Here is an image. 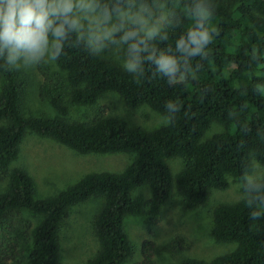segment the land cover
Here are the masks:
<instances>
[{"label":"trees","instance_id":"obj_1","mask_svg":"<svg viewBox=\"0 0 264 264\" xmlns=\"http://www.w3.org/2000/svg\"><path fill=\"white\" fill-rule=\"evenodd\" d=\"M190 3L168 0L176 25L168 30L167 41L155 42L158 47L174 46L192 26ZM212 4V42L204 57L193 59L184 81L169 84L151 69L133 77L106 54L91 55L71 42L56 61L64 73L65 91L51 78L41 87V96L59 112L52 117L27 114V82L15 71L0 68V182H7L0 192V264L17 256L18 264H64L62 224L73 206L91 197L102 198L94 218L99 248L85 264H127L134 253L127 215L147 211L156 224L174 187L183 204L195 209L208 201L212 189H227L230 178L242 181L252 172V162L264 167V92L256 90L257 84L264 85V0ZM107 91L118 93L129 109L147 105L163 116L164 104L171 99L180 110L173 122L151 130L131 126L119 116L69 117L70 103L95 105ZM214 123L224 130L211 134ZM29 132L83 154L132 152L135 157L124 171L91 172L55 195L38 197L32 175L12 166ZM173 158L185 159L175 176L169 165ZM145 184L148 198L134 194ZM251 210L244 196L217 205L212 235L235 248L211 260L189 257L177 264H264V216L253 220ZM25 211L40 214L41 220H28ZM153 248L154 242H143L138 264H155Z\"/></svg>","mask_w":264,"mask_h":264},{"label":"rangeland","instance_id":"obj_2","mask_svg":"<svg viewBox=\"0 0 264 264\" xmlns=\"http://www.w3.org/2000/svg\"><path fill=\"white\" fill-rule=\"evenodd\" d=\"M106 55L119 63L115 55L111 53ZM15 72L20 80L27 82L24 98L26 113L59 116V112L51 102L41 96V87L50 78L63 91L67 87L63 70L57 63H41ZM100 114L119 116L131 126L149 130L164 125L161 121L162 115L149 106L143 105L135 110L129 109L123 98L112 91L105 92L95 105L69 104L71 119L90 120ZM223 130L222 125L214 123L210 133ZM134 157L135 154L132 152L83 154L52 138L29 132L22 141L20 155L12 166L25 168L34 178L37 196L45 197L57 194L91 172L124 171ZM254 163L255 167L251 173L263 175L264 167L257 161ZM184 164L183 158L169 160L173 176L183 168ZM2 175L3 171L0 170V177H3ZM6 183V181L0 182V192L5 191ZM134 194H141L148 198L150 188L145 184L136 189ZM242 197L241 180L230 178L227 189H212L204 205L190 209L183 204L180 193L174 187L172 197L164 205L158 223L153 224L150 221L147 211L126 216L125 226L134 247V253L127 264H138L142 261V244L147 240L154 242L155 264H177L189 257L211 260L217 255L231 251L235 248L234 243L218 241L212 235L214 209L221 203L235 202ZM101 206V197H91L70 209L60 232L64 264H85L97 252L99 242L94 229V218ZM25 217L34 223L41 220L40 214L31 211H25ZM2 241L3 237L0 240V247ZM22 248L24 250L25 246ZM5 249L13 251V248L7 245ZM16 258L18 261L19 256ZM16 260L9 264H18Z\"/></svg>","mask_w":264,"mask_h":264},{"label":"clouds","instance_id":"obj_3","mask_svg":"<svg viewBox=\"0 0 264 264\" xmlns=\"http://www.w3.org/2000/svg\"><path fill=\"white\" fill-rule=\"evenodd\" d=\"M214 12L212 0H191L192 26L174 46L160 48L155 42L167 41L168 30L176 25L168 0H0V68L54 64L74 42L94 56L115 55L133 77L151 69L173 84L188 78L194 58L205 56L215 33L210 25ZM256 90L264 92V85L257 84ZM164 109L161 121L167 125L180 105L170 99ZM241 188L251 219L262 218L264 175L242 176Z\"/></svg>","mask_w":264,"mask_h":264}]
</instances>
